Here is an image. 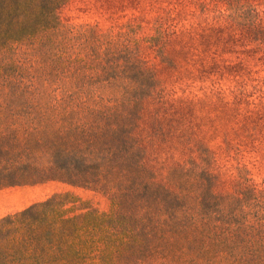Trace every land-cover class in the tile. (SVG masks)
<instances>
[{"label": "trees", "instance_id": "trees-1", "mask_svg": "<svg viewBox=\"0 0 264 264\" xmlns=\"http://www.w3.org/2000/svg\"><path fill=\"white\" fill-rule=\"evenodd\" d=\"M64 2L0 0V189L57 181L109 206L59 192L0 217V264H264V186L216 192L193 159L161 180L143 164L135 131L157 78L142 42L162 57L163 31L67 25Z\"/></svg>", "mask_w": 264, "mask_h": 264}, {"label": "rangeland", "instance_id": "rangeland-1", "mask_svg": "<svg viewBox=\"0 0 264 264\" xmlns=\"http://www.w3.org/2000/svg\"><path fill=\"white\" fill-rule=\"evenodd\" d=\"M58 14L98 30L130 24L139 38L163 31L162 57L142 42L157 86L135 131L157 180L193 159L217 177L216 192L240 176L264 186V44L249 37L251 15L264 29V0H65ZM59 192L109 206L97 191L47 181L0 189V217Z\"/></svg>", "mask_w": 264, "mask_h": 264}]
</instances>
